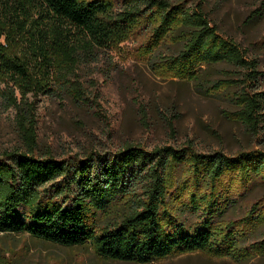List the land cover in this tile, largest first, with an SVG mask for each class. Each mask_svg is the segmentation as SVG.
Returning <instances> with one entry per match:
<instances>
[{
	"label": "trees",
	"instance_id": "1",
	"mask_svg": "<svg viewBox=\"0 0 264 264\" xmlns=\"http://www.w3.org/2000/svg\"><path fill=\"white\" fill-rule=\"evenodd\" d=\"M19 2L39 15L34 32H28L16 14L11 23L23 36H29L31 51L42 68L71 75L82 61H92L95 50L115 40L120 42L137 23L145 21L150 24L155 50L168 41L177 45L175 54L159 58L181 79L196 80L202 67L219 64L246 70L254 81L261 76L257 61L246 60L244 52L219 35L202 2L187 6L183 1L121 0L123 6L118 12L103 0ZM3 12L0 8V16ZM263 17L264 0L246 21ZM0 24H4L1 19ZM28 73L27 63L0 52V74L24 81ZM67 90L81 99L77 83L70 82ZM5 100L16 112L24 151L0 152V234H26L68 248L92 243L102 259L124 264H150L195 253L233 259L231 243L236 239L237 222L226 223L220 234L214 232V220L230 203L224 180L233 177L240 187L252 179L264 183L263 154L250 152L229 158L221 153L197 155L191 149L146 151L126 146L101 164L88 160L70 165L51 157H37L32 104L19 103L8 95ZM236 104L235 120L257 135L264 93L244 96ZM183 166L193 180L181 190L188 196L185 206L200 219L192 231L166 206L170 195L167 172ZM62 177L64 186L56 187V195H51L45 187ZM119 204L125 208L119 220L105 227L97 225L101 215L111 213ZM257 211L255 205L240 224L250 225ZM252 249L264 254V237L251 244ZM235 256L239 258L240 254Z\"/></svg>",
	"mask_w": 264,
	"mask_h": 264
},
{
	"label": "rangeland",
	"instance_id": "2",
	"mask_svg": "<svg viewBox=\"0 0 264 264\" xmlns=\"http://www.w3.org/2000/svg\"><path fill=\"white\" fill-rule=\"evenodd\" d=\"M0 1V8L5 10L0 19L6 25L0 24V52L27 63L29 72L24 81L0 74V152L24 151L16 112L5 100L8 95L19 103L32 104L35 110L37 157H51L70 165L88 160L101 164L126 146L146 151L191 149L197 155L221 153L229 158L250 152L264 155V110L257 135L233 116L238 111V99L264 93V17L246 21L262 0H171L187 6L202 2L219 35L244 52L246 60L257 61L261 75L257 81L246 70L227 64L202 67L196 80L181 79L159 58L175 54L177 45L168 41L155 50L150 24L145 21L137 23L120 42L115 40L95 50L92 61H82L71 75L42 68L31 51L29 36L24 37L11 23L16 14L26 30L34 32L39 15L19 0ZM103 1L112 3L116 12L123 6L121 0ZM70 82L78 84L81 99L67 90ZM167 175V209L192 231L200 219L186 208L188 196L181 192L193 181L189 170L187 166L171 167ZM64 182L65 178H58L45 188L56 195L55 188L63 187ZM223 186L230 203L214 220V232L220 234L226 223L237 222L236 239L231 243L233 259L195 253L150 264H264V254L251 250V244L264 237V183L252 179L240 187L230 177ZM119 205L101 215L97 225L105 227L119 220L125 213L124 206ZM255 205L258 211L254 221L241 225L239 221ZM0 264L124 263L102 259L92 243L68 248L26 234H0Z\"/></svg>",
	"mask_w": 264,
	"mask_h": 264
}]
</instances>
